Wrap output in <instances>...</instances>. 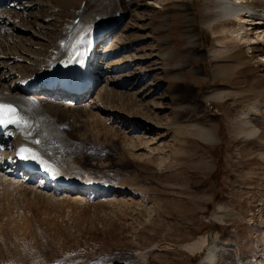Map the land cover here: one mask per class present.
<instances>
[{
  "label": "rangeland",
  "instance_id": "1",
  "mask_svg": "<svg viewBox=\"0 0 264 264\" xmlns=\"http://www.w3.org/2000/svg\"><path fill=\"white\" fill-rule=\"evenodd\" d=\"M33 1L26 18L47 17L41 32L50 41L71 9L86 3L107 12L93 49L111 48L110 55L97 60L79 109L101 94L102 104L141 126L113 120L121 128L114 136L84 112L72 127L61 126L75 156L62 162L45 155L65 173L105 186L92 198L40 193L38 177L21 187L0 182V264H198L216 239L223 246L213 264H264V61L250 41L238 40L254 39L258 25L230 36L236 21H214V0ZM256 41L264 47V39ZM46 42L33 49L47 53ZM251 106L258 112L239 127ZM253 128L260 132L248 137ZM131 140L152 142L133 148ZM216 206L222 211L212 219Z\"/></svg>",
  "mask_w": 264,
  "mask_h": 264
},
{
  "label": "bare ground",
  "instance_id": "2",
  "mask_svg": "<svg viewBox=\"0 0 264 264\" xmlns=\"http://www.w3.org/2000/svg\"><path fill=\"white\" fill-rule=\"evenodd\" d=\"M205 2L209 3L212 0H204ZM214 2L216 3L215 5L219 6V9L214 12V21H236V27L228 30L230 36L235 35L237 37L238 32L246 31L247 29H244L247 25L246 23L258 25L254 29V39L246 36V38L239 37L238 40L242 42L250 41L248 45H252V51L257 53L260 59L264 61V51L262 52L264 47H258L259 43L256 41L259 38L264 39V0L261 2L214 0ZM37 4L33 0H0V6H2V9L0 8V33L2 32L0 34V103L12 105L17 110V115L21 120L18 125H8L5 127L4 132L0 135V182L3 186L8 184L9 186L21 187L23 185L27 186L34 177H38L36 178L34 188L35 190L38 189L37 191L40 193L51 191V194H54L55 192L66 190L64 192H70V195L73 193V196H76V198H83V196L81 197L82 193L87 194V199L92 198L99 191H102L105 186H101L91 180L84 173L80 175L77 173H65L67 170L64 172L61 169L63 164L55 167L53 163H50V158L47 157L49 155L53 159L59 158L62 162L63 160H67L68 162L72 158V155H69L73 153L71 150L72 146L70 147L66 136H63L64 132L61 126L72 127L77 112L86 113L83 116L88 121L90 120L94 126L100 123L103 125L102 130L108 134L113 133L114 136L117 135L115 132H121V128L115 130L111 126L113 120H120L123 127L127 124L131 129H137L141 126V122H135L136 117L117 107L113 108V106L110 107L102 104L100 100L101 98L105 99V96L101 94L95 95L93 98L94 106H89L91 109L89 107L87 109V105H82L79 109L78 103L83 99V95L68 94L52 88L44 89L42 87L46 83L45 77L49 73H58L57 70L62 68L74 70L81 78L87 81V84L90 83V81L94 80V76L99 70L97 60L110 55L106 52L111 51V48L106 50L104 48L97 49L96 51L93 49V42L103 29L102 23L105 21V17L103 16L107 15V12L105 14L103 12V15L100 14L101 12L98 11V8L100 7L101 11V6L88 7L85 3L83 6L71 9L62 32L55 40L50 41L41 32L46 27L47 17L41 20V17L35 16V20L31 22L26 18L27 16H31V14L26 13V11H30L28 8ZM181 7L186 10L183 6ZM183 14L187 16L188 12ZM22 18L24 20L21 21ZM167 23L165 24L167 25ZM226 23L228 24L229 21ZM259 26H263V28ZM194 37H191V40H189L191 43L196 40V36ZM39 41H47L46 44H49L47 53L41 54L33 49V46ZM91 52H93V58L89 62H82L79 66V71H76L77 61L82 56H89ZM70 57L71 59H69ZM125 65L126 62L121 61L117 64L116 70L124 68ZM110 68L114 69L112 66ZM99 77L98 75V80ZM30 87H34V89L31 90ZM213 97L209 98L215 99ZM256 110V106H251L237 119L236 124L240 127L245 123H249V116L255 115ZM95 111L103 114L102 118ZM255 128L246 133L248 137L255 135L256 132H260ZM148 130L150 131L151 128ZM204 132L210 142H217V137L212 130L205 129ZM123 134L125 135L124 132ZM149 142L151 143L152 140L141 142L139 140H131L128 144L136 148V146H140L139 144L148 145ZM74 145L76 144L74 143ZM17 148L31 150L35 154V159L31 156L28 159H16L14 152ZM73 156H75V153H73ZM38 166L43 169H40ZM46 167L54 168L57 173L62 170L63 173L51 175L47 172ZM75 169H78V167H73V169L72 166L70 167V170ZM220 211H222L221 207L216 206L211 218H216L220 214ZM222 246L223 243L219 239L214 240L208 246L204 257L198 264L215 263L219 248Z\"/></svg>",
  "mask_w": 264,
  "mask_h": 264
},
{
  "label": "snow or ice",
  "instance_id": "3",
  "mask_svg": "<svg viewBox=\"0 0 264 264\" xmlns=\"http://www.w3.org/2000/svg\"><path fill=\"white\" fill-rule=\"evenodd\" d=\"M69 59H71V57ZM20 122L21 120L17 115V110L12 105L0 103V127H7L8 125H18L20 124ZM29 156L35 159V154L32 153L31 150L26 148H22L20 150L21 159H28Z\"/></svg>",
  "mask_w": 264,
  "mask_h": 264
}]
</instances>
